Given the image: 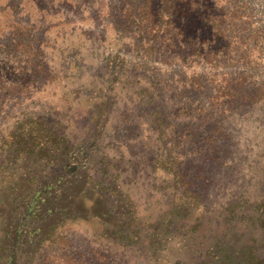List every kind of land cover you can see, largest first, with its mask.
Wrapping results in <instances>:
<instances>
[{
    "label": "trees",
    "instance_id": "1",
    "mask_svg": "<svg viewBox=\"0 0 264 264\" xmlns=\"http://www.w3.org/2000/svg\"><path fill=\"white\" fill-rule=\"evenodd\" d=\"M109 1L90 11L102 25L96 50L83 48L93 60L66 36L48 57L26 28H0L7 63L24 74L18 84L13 67L0 72V109L96 69L61 109L30 105L6 130L0 121V264H264V134L240 135L246 124L220 116L225 105L249 114L256 92L234 79L223 104L205 74L189 73L192 40L200 61L213 53L205 13L192 32L191 0ZM83 103L73 135L54 114ZM81 221L99 224L85 250L73 246Z\"/></svg>",
    "mask_w": 264,
    "mask_h": 264
},
{
    "label": "rangeland",
    "instance_id": "2",
    "mask_svg": "<svg viewBox=\"0 0 264 264\" xmlns=\"http://www.w3.org/2000/svg\"><path fill=\"white\" fill-rule=\"evenodd\" d=\"M109 2V0H0V28L10 26L14 28V25L18 30L17 26L26 28L30 34L29 41L33 39L34 44L49 43L48 47L44 48L48 57H56L60 52V48L57 47L61 45L52 50V45L55 44L54 40H61L63 36H66L64 39L68 44H81L82 51L93 60L95 54L90 55L92 54L90 50L94 48L96 50L94 44L98 43L95 39L98 35L96 33L97 22L94 23L95 21L90 19L95 20V16L90 11L100 8L101 4L102 6L109 4ZM191 7L190 24L193 33L200 24L197 17L201 12L205 13V21L202 24V36L205 43L202 47L206 49L207 53L209 51L213 53L208 59L200 61L195 53L199 46L195 39L192 40L189 73L205 74L209 78L207 88L209 90L221 89L223 92L221 100L223 104L229 101L230 93L226 88L231 86L234 79V84L241 89L251 87V90L256 92L255 98L257 99H255L256 103L249 114L232 113V111H227V105H225L221 107L223 111L220 116L229 122L246 124L242 129H239L240 135L245 133L254 136L264 134L258 128L260 122H264V0H191ZM210 14L212 16L209 17ZM213 23L218 24L214 31L212 30ZM26 29L20 30L25 33ZM83 48L90 50L85 51ZM3 50L0 47V65L4 66L0 68V72L13 67L7 63L8 58L4 55ZM215 59L218 60V63ZM93 66L92 64L88 65L90 70L80 74H77L76 71L69 73V76L74 75L69 80L61 79L62 76H59L57 80L53 81L54 84L44 87L33 96L34 92L32 91L25 99L23 97L24 102L22 100L18 103L6 104L10 109L14 106L16 111H11L12 118H8L6 112L10 111L9 108L5 106L0 109L1 130H6L9 124L14 123L15 114H18L20 110L23 112L30 105L34 107L35 105L49 104L60 107L73 101L72 96L68 95L69 91L79 87L80 82L82 84L90 80L91 74L94 75L96 72L95 68L91 69ZM17 68L18 63L14 64L11 71L14 70L13 75H10V72L6 77H9L13 83L20 84L24 74ZM65 94H67L66 97ZM31 97L33 98L31 99ZM83 104V108L75 107L76 109H71L69 114L63 110H58L54 114V117L62 120L63 123L69 122L70 132L73 135H80V129L84 124L83 119L87 116L88 107L86 108L85 103ZM28 112H32V110L29 109ZM139 148L140 146L137 149ZM128 159L126 158L123 166L128 162ZM142 168L143 166L140 164L139 169ZM139 185L141 184L139 183ZM134 193L137 194V197L147 198L144 196L143 188H138ZM73 227L80 228V231L73 236L75 238L74 248L81 247V250H85L89 249V246L92 247L91 243L94 242L92 233L98 230L99 224L94 221H81ZM87 229L90 232H87Z\"/></svg>",
    "mask_w": 264,
    "mask_h": 264
}]
</instances>
